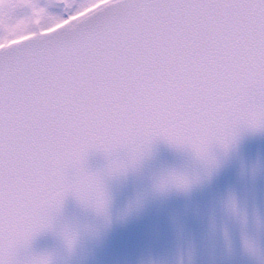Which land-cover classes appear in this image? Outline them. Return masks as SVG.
Returning a JSON list of instances; mask_svg holds the SVG:
<instances>
[{
    "label": "snow or ice",
    "instance_id": "6c2138e0",
    "mask_svg": "<svg viewBox=\"0 0 264 264\" xmlns=\"http://www.w3.org/2000/svg\"><path fill=\"white\" fill-rule=\"evenodd\" d=\"M55 2L67 15L0 13V264H49L18 253L69 193L105 211L90 151L134 161L163 138L206 158L264 128V0Z\"/></svg>",
    "mask_w": 264,
    "mask_h": 264
},
{
    "label": "water",
    "instance_id": "95a60500",
    "mask_svg": "<svg viewBox=\"0 0 264 264\" xmlns=\"http://www.w3.org/2000/svg\"><path fill=\"white\" fill-rule=\"evenodd\" d=\"M113 162L121 167L113 170ZM84 167L101 178L105 211L69 193L51 227L37 233L20 258L47 257L49 264H264V128L237 126L231 142L213 143L206 158L156 138L134 161L127 149L92 150Z\"/></svg>",
    "mask_w": 264,
    "mask_h": 264
},
{
    "label": "rangeland",
    "instance_id": "374dc122",
    "mask_svg": "<svg viewBox=\"0 0 264 264\" xmlns=\"http://www.w3.org/2000/svg\"><path fill=\"white\" fill-rule=\"evenodd\" d=\"M40 6L46 7L48 13L54 16H64L67 15V11L63 4L56 3L55 0H39ZM0 13L6 14L11 18V22L14 24L16 20L21 19L30 14L29 9L10 6L9 0H0ZM0 35H6L5 33H0Z\"/></svg>",
    "mask_w": 264,
    "mask_h": 264
}]
</instances>
